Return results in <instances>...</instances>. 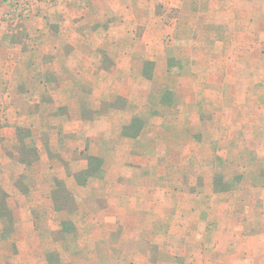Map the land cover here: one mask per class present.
Segmentation results:
<instances>
[{
	"label": "rangeland",
	"instance_id": "374dc122",
	"mask_svg": "<svg viewBox=\"0 0 264 264\" xmlns=\"http://www.w3.org/2000/svg\"><path fill=\"white\" fill-rule=\"evenodd\" d=\"M71 1H1L8 30L63 14L72 32L74 17L98 26L83 45L114 65L94 75L80 138L50 136L53 173L8 162L3 144L35 159L44 143L27 98L0 102V127L17 128L0 137V264H173L235 223L264 227V0Z\"/></svg>",
	"mask_w": 264,
	"mask_h": 264
},
{
	"label": "crops",
	"instance_id": "0c3cea01",
	"mask_svg": "<svg viewBox=\"0 0 264 264\" xmlns=\"http://www.w3.org/2000/svg\"><path fill=\"white\" fill-rule=\"evenodd\" d=\"M1 1L0 11L5 8ZM58 1L63 9L76 4V1L71 0ZM177 2L179 3V0ZM58 16L42 17L45 23L36 17L21 19L16 23L19 25L14 30L10 29L11 31L0 22V82L5 88V94H1L0 98L2 108L7 109L9 105L15 104V100L27 98L25 100L29 101V105L23 111L25 115L22 118L31 121L28 125L29 130L32 132L37 130V135L44 143L36 145L35 159H29L28 154L24 152L14 157L13 153H10L13 148L9 144L2 145L3 153H6L9 163L16 161L24 168L47 167L50 173H53L57 167V158L54 156V149L50 146L56 143L52 142L50 136L57 137V142H61L63 140L61 137H79L83 134L82 129L85 124L83 112H93L97 117L100 109L98 105L94 106L90 103L94 98L95 87L98 86V76L94 75L106 71L109 73L111 66L114 65L113 60H108L109 53L105 49L85 48L83 45L85 31L100 30L98 26L85 25L82 23L84 19L74 17L72 23L77 30L72 32L71 22L67 16L64 14ZM90 35L88 34L87 37ZM85 75L87 79L84 78ZM22 118L18 120L16 114L12 116L15 122ZM85 118L92 120L93 117L88 115ZM86 123L91 122L86 121ZM12 132V128L0 127V137L6 142L10 134H17V128L14 133ZM50 140L51 143L46 145L45 143ZM89 157H95L102 165L100 168L103 169L102 158L97 155ZM66 160L70 159L67 157ZM65 165L67 166V162ZM51 176L53 175L48 179L50 183ZM129 178L124 176L123 183L128 185L124 192L128 193L126 198L130 200L133 196L131 183L134 181ZM58 179L66 180V177ZM19 192L16 193L17 197H21L20 194L27 195L29 190ZM155 194L152 196L159 199V194ZM197 228L201 229V226L197 225ZM226 230L232 235L224 241L225 243H214L204 239L206 244L203 250L181 254V257L174 258L173 264H264V227L253 226L249 221L243 226L235 223L223 232Z\"/></svg>",
	"mask_w": 264,
	"mask_h": 264
}]
</instances>
